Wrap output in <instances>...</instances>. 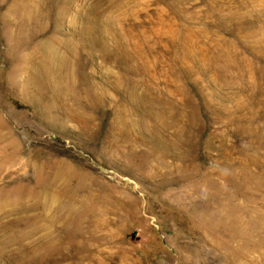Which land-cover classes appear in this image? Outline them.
Here are the masks:
<instances>
[{"label": "rangeland", "instance_id": "1", "mask_svg": "<svg viewBox=\"0 0 264 264\" xmlns=\"http://www.w3.org/2000/svg\"><path fill=\"white\" fill-rule=\"evenodd\" d=\"M0 264H264V0H0Z\"/></svg>", "mask_w": 264, "mask_h": 264}, {"label": "bare ground", "instance_id": "2", "mask_svg": "<svg viewBox=\"0 0 264 264\" xmlns=\"http://www.w3.org/2000/svg\"><path fill=\"white\" fill-rule=\"evenodd\" d=\"M37 177H38L37 183L39 185L46 188L47 190H51L52 189L51 183L53 180H55V182H56V180L58 179V173L57 172L55 173L54 171L48 170V171L38 173ZM43 195H44V192L41 191V196H43Z\"/></svg>", "mask_w": 264, "mask_h": 264}]
</instances>
